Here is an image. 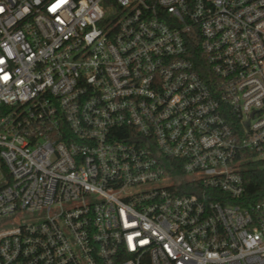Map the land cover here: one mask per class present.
I'll list each match as a JSON object with an SVG mask.
<instances>
[{"label":"built area","instance_id":"built-area-1","mask_svg":"<svg viewBox=\"0 0 264 264\" xmlns=\"http://www.w3.org/2000/svg\"><path fill=\"white\" fill-rule=\"evenodd\" d=\"M251 165L264 0H0V264H264Z\"/></svg>","mask_w":264,"mask_h":264},{"label":"trees","instance_id":"trees-1","mask_svg":"<svg viewBox=\"0 0 264 264\" xmlns=\"http://www.w3.org/2000/svg\"><path fill=\"white\" fill-rule=\"evenodd\" d=\"M194 62L198 70L203 73L202 76L209 80L206 64H204L200 54L197 53ZM243 177L246 184L244 201L255 203L264 199V166L251 165Z\"/></svg>","mask_w":264,"mask_h":264}]
</instances>
